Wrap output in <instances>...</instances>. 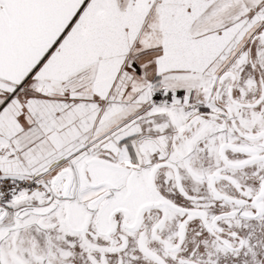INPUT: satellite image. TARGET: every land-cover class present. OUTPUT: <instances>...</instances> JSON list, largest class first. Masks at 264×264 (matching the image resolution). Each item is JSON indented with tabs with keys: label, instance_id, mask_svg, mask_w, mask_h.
Masks as SVG:
<instances>
[{
	"label": "snow or ice",
	"instance_id": "obj_1",
	"mask_svg": "<svg viewBox=\"0 0 264 264\" xmlns=\"http://www.w3.org/2000/svg\"><path fill=\"white\" fill-rule=\"evenodd\" d=\"M0 264H264V0H0Z\"/></svg>",
	"mask_w": 264,
	"mask_h": 264
}]
</instances>
